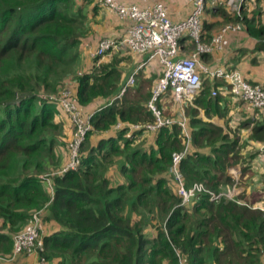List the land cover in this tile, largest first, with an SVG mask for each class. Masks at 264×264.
<instances>
[{
    "label": "trees",
    "instance_id": "16d2710c",
    "mask_svg": "<svg viewBox=\"0 0 264 264\" xmlns=\"http://www.w3.org/2000/svg\"><path fill=\"white\" fill-rule=\"evenodd\" d=\"M99 7L97 0H0V256L13 253L14 236L43 210L44 224L58 230L45 234V263L39 264H180L179 256L185 264H263L264 210L253 207L259 194L249 188L218 202L202 194L193 206L182 205L170 178L172 155L189 146L180 165L188 184L230 192L238 182L228 170L240 165L239 186L247 189L258 174L257 153L243 154L247 142L236 130L228 126L232 137L224 134L196 118L193 106L185 107L189 119L182 128L162 106L173 100L171 91L158 107L175 122L127 137L132 124L155 122L147 108L153 80L140 78L136 89L118 97L124 72L131 73V52L79 68ZM217 10L225 24L245 26L264 50V22L243 13L244 6L239 16ZM215 81L214 89L225 84ZM62 86L83 109L106 104L93 109L80 168L54 176L52 195L40 175L59 165L61 147L68 153L67 123L59 105L43 96ZM202 88L194 104L215 108L219 98ZM68 128L72 132L71 123ZM249 139L264 142V123L252 128ZM114 169L121 181L114 180Z\"/></svg>",
    "mask_w": 264,
    "mask_h": 264
},
{
    "label": "built area",
    "instance_id": "2783aa9c",
    "mask_svg": "<svg viewBox=\"0 0 264 264\" xmlns=\"http://www.w3.org/2000/svg\"><path fill=\"white\" fill-rule=\"evenodd\" d=\"M191 5L189 14L180 20L173 21L169 16L166 0H156L153 4L140 6L139 4H124L117 0H97V3L114 12L122 21L129 23L123 38L103 37L98 41L97 47L90 52L94 59L103 58L107 54L127 49L133 54L147 56V62H157L163 68V75L154 84L152 95L147 102V108L153 113L155 122L146 126L132 125L131 129L156 131L175 122L173 118H165L158 102L171 91L173 99L183 104L192 101L201 91L202 74L211 79L219 78L230 85L231 93L235 98L248 103L252 108L264 109V85L249 83L240 71H228L223 67L209 68L200 62L204 54H211L223 48L228 33L242 29V24H227L220 29L210 42L203 41V19L209 6L224 7L238 16L248 0H182ZM188 37L195 45V51L186 58L179 57L181 40ZM100 63V62H98ZM135 76L131 75L126 81L118 97L123 96L127 88L133 85ZM217 90L212 91L216 96ZM49 101L56 102L67 115L72 125V137L68 143L67 161L55 174H46L41 179L46 184L48 193L53 195L52 178L63 176L70 171H77L82 164V145L88 132L92 129L91 119L94 113L87 112L72 99L71 90H63L57 95H44ZM179 125L186 129L187 119L183 115L177 120ZM122 124H117L120 128ZM132 137V130L127 133ZM189 146L185 150L172 155L170 178L182 205H192L198 196L209 195L212 202L222 198L235 200L230 192L215 193L208 190L204 184L194 182L188 184L184 178L180 165L186 157ZM43 210L37 211L30 218L28 224L14 236L13 253L9 256H0V261L10 263L19 255L37 256L42 263L45 259L42 254L44 245ZM179 256V254H178ZM180 257V264L185 260Z\"/></svg>",
    "mask_w": 264,
    "mask_h": 264
},
{
    "label": "crops",
    "instance_id": "0c3cea01",
    "mask_svg": "<svg viewBox=\"0 0 264 264\" xmlns=\"http://www.w3.org/2000/svg\"><path fill=\"white\" fill-rule=\"evenodd\" d=\"M117 1L122 3L139 4L140 6H145L153 4L156 0ZM259 1L260 0H248L247 4L244 6L243 13L248 15V13L253 12L255 8L254 5H256V3H258ZM166 4L169 8V16L173 21H177L183 17H186L189 14V10L191 9V5L182 0H166ZM99 8V13L94 14V18L91 17L90 25L94 27L95 32L94 34L88 36V38L85 39L82 44V49H84V52L87 54L90 63L96 60L90 56V52L97 47L98 41L102 37L123 38L128 27L126 21L120 20L118 16L110 9L102 6H100ZM217 9V7L214 8L212 6H209L203 19V28L205 30L203 35V41L206 43L210 42L211 39L219 33L220 29L223 28L226 23L225 20L218 14ZM250 18H255L256 20L264 22V14L261 16L259 12H257V16L255 13L251 14ZM99 21H101L102 24L109 26V28L104 29L103 27H100L99 30ZM258 44L259 40L255 39L254 36L250 35L247 32L246 27L243 26L241 30L236 32H230L227 34L223 48L221 50L214 51L211 54H205L204 56L202 55L200 58V62L201 64L209 68H216L220 66L228 71H240L249 83L264 85V50L259 49ZM194 51V43L188 37L185 36L181 41L179 57H189ZM123 54L124 53L119 52L120 56H122ZM101 59L99 58L98 62H100ZM129 62L131 73L127 77L126 81L131 75L135 76L134 84L128 87L131 89H136L138 87V80L140 78H142L141 80H149L148 78H151L149 74H152V72H154L157 67L155 62L148 63L147 56L142 54L132 53V58L129 60ZM154 76L156 75L154 74ZM215 80H217V82L222 81L230 87V85L222 79H211L206 75L202 74V81L205 82L202 84V86H209V90H217L218 92L216 96H210V94L208 95L210 98H219L218 105L215 108H199L196 104H194L195 99H193L192 101H186L183 104H179L173 99L171 100V102H163V109L169 110L172 117L177 116V119H180L184 115L185 118L188 120L189 117H186V108L193 106L199 111V113H197L196 115V118H199L204 122L211 123L214 126L223 129L224 134L230 135L232 137L233 133L230 132L228 126L233 130H236L242 142H247L246 145L243 146L242 153H257V157L255 159V168L258 170V174L256 175L254 172V178H252L253 181L249 184L247 189L244 187L240 188L238 187V184L240 181L241 169L240 172H233L235 171L233 169L238 170V168H240V165H234L230 167V169L228 170V174L232 175L236 182H238L236 183L237 187L232 188L230 193H233L235 198H237V196L239 194L241 195L243 191L250 192V190L253 189V191L256 192V195L260 194L264 196V142L249 139L252 128L254 126H259L264 123V109H254L248 103L235 98L234 95L231 93V88L229 89L226 85H221L217 89H214L215 86H212V84L216 82ZM148 89H151V85L148 87ZM201 90H203V88ZM200 92L198 93V95L200 94ZM101 104L106 103L105 101L96 102L95 104H93V108H86L85 111L94 113L95 110L93 109ZM67 127H70V125H68ZM131 130L136 131L134 129ZM153 135L154 134H152V138ZM148 144L152 143L148 141ZM244 179V181H248L246 177ZM253 207L264 210V197L262 198V200H255V203H253ZM46 227L48 231L46 232L44 227V236L45 234L47 235L49 232L58 230V227L56 226L47 225ZM19 256L13 262L6 263L0 261V264H14L17 260L22 258ZM25 258L28 260H32L35 264H39V258L37 256L32 255Z\"/></svg>",
    "mask_w": 264,
    "mask_h": 264
},
{
    "label": "rangeland",
    "instance_id": "374dc122",
    "mask_svg": "<svg viewBox=\"0 0 264 264\" xmlns=\"http://www.w3.org/2000/svg\"><path fill=\"white\" fill-rule=\"evenodd\" d=\"M255 6V8H254V11L252 12V14L253 13H257V12H259V13H261V16L264 14V9H262V8H264V0H260L258 3H256V5H254ZM255 9H256V11H255ZM233 14V13H232ZM234 15H237V14H235L234 13ZM241 15V14H240ZM114 25V24H113ZM225 25H227V24H225ZM224 25V26H225ZM100 27H103L104 29H107V28H109V26H106V25H104V24H102L101 23V21H99V25H98V29L100 30ZM90 31H92V30H90ZM88 36H90V32L88 33ZM88 37H86V39H87ZM119 52H123V53H128V52H130L129 50H127V49H120V50H117V51H114V52H111V53H109V54H107L105 57H103L102 59H101V61H100V64L101 63H103V62H105L106 60H108V59H110L111 57H113L114 55H116V54H118ZM82 53H83V55H81V61H80V66H79V68H85V67H89V65H90V60L88 59V56H87V54L84 52V49H82ZM83 56V57H82ZM127 56H130L129 54H126L125 56H124V58H128ZM121 57V56H120ZM154 74L156 75V76H154ZM129 75H128V73H125L124 72V74H123V77H124V80L126 81V79H127V77H128ZM149 76H151V78H152V80H153V85L154 84H156L155 82L158 80V78L161 76V68L160 67H156V69H155V71L154 72H152V74H149ZM203 83H205L204 81H202L201 82V89H202V84ZM67 85V84H66ZM225 85V84H224ZM63 88L65 89V87L64 86H62V89L59 91V92H61L62 90H63ZM152 88H153V86H152ZM151 88V89H152ZM58 92V93H59ZM58 93H54V95H56V94H58ZM58 111H60V114H61V116L59 117L60 119H63L64 121H65V123H67V124H65L64 125V127H63V130H64V141L67 143H69V141H70V139H71V137H72V134L73 133H70L69 132V128L67 127L68 125H70V121H69V118L67 117V115L66 114H64L63 112H62V110H61V108L60 107H58ZM62 138V139H63ZM62 149V150H61ZM66 149V146H64V147H61L60 148V151H59V158H60V163H59V165L57 166V167H52V168H50V170H48L46 173H44V174H41L40 175V178H41V176H43V175H46V174H55V172H57L58 170H60L61 169V167L66 163V161H67V154H66V156L64 155V150ZM233 170H235V171H233V172H236V171H239L240 172V168H238V170H236V169H233ZM113 176H114V180H116V181H121V179H123L121 176H120V174H119V172L117 171V170H115L114 169V171L111 173ZM173 186V185H172ZM238 187H240L239 186V184H238ZM240 188H243V187H240ZM237 189V188H236ZM172 190L174 191V192H176V190H175V188H172ZM238 190V189H237ZM239 191V190H238ZM177 194V193H176ZM233 194V193H232ZM264 196L263 195H260L259 194V196H258V199L259 200H262V198H263ZM43 221V220H42ZM29 222V221H28ZM28 224V223H27ZM43 224H44V221H43ZM26 227V226H25ZM44 227H45V230H46V232L48 231L47 230V227H46V225L44 224ZM22 230H24V229H22ZM21 230V231H22ZM150 234H151V232H149ZM19 257H22V258H20L19 260H17L14 264H35L32 260H28V259H26L25 257H28V255L27 254H22V255H20ZM263 264H264V259H263Z\"/></svg>",
    "mask_w": 264,
    "mask_h": 264
}]
</instances>
